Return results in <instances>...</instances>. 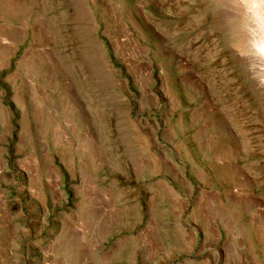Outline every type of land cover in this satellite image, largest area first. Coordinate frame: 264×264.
<instances>
[{
  "label": "rangeland",
  "instance_id": "obj_1",
  "mask_svg": "<svg viewBox=\"0 0 264 264\" xmlns=\"http://www.w3.org/2000/svg\"><path fill=\"white\" fill-rule=\"evenodd\" d=\"M255 9L0 0V264H264Z\"/></svg>",
  "mask_w": 264,
  "mask_h": 264
},
{
  "label": "bare ground",
  "instance_id": "obj_2",
  "mask_svg": "<svg viewBox=\"0 0 264 264\" xmlns=\"http://www.w3.org/2000/svg\"><path fill=\"white\" fill-rule=\"evenodd\" d=\"M252 4L256 6V9H255V11H257L256 16L261 21V26H262V29L264 31V16L259 14V12H258L259 11V4L255 0H252ZM256 50L260 54V56H262L264 59V41L262 42L261 46H256Z\"/></svg>",
  "mask_w": 264,
  "mask_h": 264
}]
</instances>
